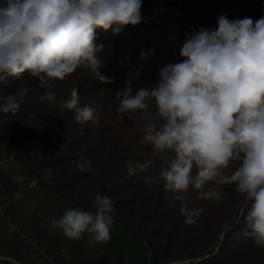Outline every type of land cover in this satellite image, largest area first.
Returning a JSON list of instances; mask_svg holds the SVG:
<instances>
[{
    "label": "clouds",
    "instance_id": "obj_1",
    "mask_svg": "<svg viewBox=\"0 0 264 264\" xmlns=\"http://www.w3.org/2000/svg\"><path fill=\"white\" fill-rule=\"evenodd\" d=\"M143 0H0V84L21 79L26 71L41 88L63 81L78 69H87L102 84L112 79L102 74L96 32L113 35L127 25L142 22ZM218 27L201 28L187 35L179 55L183 59L160 70L156 85L133 91L128 86L115 93L117 115L145 121L143 143L151 145L164 167L146 177L149 184L163 182L172 207L186 224L195 223L203 207H189L187 193L197 200H222L217 186H235L244 196V235L264 246V16L229 20L222 15ZM149 58L142 52L140 59ZM142 68V65H141ZM138 74V73H137ZM25 84L13 93L0 94V113L15 114L30 92ZM39 99L71 111L79 124L97 123L98 110L81 105L79 89L57 100L54 92ZM150 102L155 111H149ZM83 134V131L81 132ZM80 172L93 173L91 160L76 161ZM155 161L129 159L127 174L149 171ZM235 165V167H233ZM51 180L50 169L43 171ZM95 211L67 209L53 229L69 239L86 233L96 242L110 239L115 223L113 201L97 194Z\"/></svg>",
    "mask_w": 264,
    "mask_h": 264
},
{
    "label": "trees",
    "instance_id": "obj_2",
    "mask_svg": "<svg viewBox=\"0 0 264 264\" xmlns=\"http://www.w3.org/2000/svg\"><path fill=\"white\" fill-rule=\"evenodd\" d=\"M236 1L184 0L168 14L153 19L147 9H141L142 22L125 26L119 34L98 29L95 43L104 45L101 72L112 83L102 84L81 68L63 81L50 82L49 88H41L39 80L27 71L19 80L9 78L6 84H0L4 96L24 84L31 89L15 114L0 113V142L20 161L25 175L89 211H95L93 200L97 194L110 197L115 209L112 216L152 253L153 264L188 259L192 264H264V246H256L244 235L245 199L235 186H217L222 193L219 203L214 199L197 200L196 193L189 191V207H203L204 213L195 223L186 224L179 206L172 207L168 199L171 194L164 190L163 182H146V177L158 175L164 165L151 145L142 142L145 121L141 114L131 120L116 113L117 91L128 86L133 91L154 86L165 65L183 59L175 43L152 36L155 29L186 21L195 31H211L217 28L221 11ZM242 1L247 8L245 18L255 21L264 16V0ZM209 3L216 7L206 16ZM220 3L227 4L218 6ZM142 52L149 53V58L141 60ZM73 88L79 89L81 105L97 108V123L79 124L74 112L61 111L58 105L39 99L49 91L57 100L66 99ZM149 111H155L151 102ZM81 158L91 160L93 173L79 171L75 162ZM149 158L155 161L149 171L127 174V160ZM45 169L52 171L51 180H45Z\"/></svg>",
    "mask_w": 264,
    "mask_h": 264
},
{
    "label": "rangeland",
    "instance_id": "obj_3",
    "mask_svg": "<svg viewBox=\"0 0 264 264\" xmlns=\"http://www.w3.org/2000/svg\"><path fill=\"white\" fill-rule=\"evenodd\" d=\"M183 1L178 0L173 7L156 15L149 11L151 19L168 14ZM215 7V4L209 3L206 16ZM229 8L221 11L219 17L224 15L229 20L245 18L247 8L242 0H237ZM6 156L14 157V161L6 162V173H0V264H153L152 253L142 248L137 236L115 219L107 242H96L86 233L82 239H69L59 229H53L51 220L59 219L67 209H88L29 179L20 161L8 153L0 142V162ZM156 263L161 264L160 260ZM168 264H192V260Z\"/></svg>",
    "mask_w": 264,
    "mask_h": 264
},
{
    "label": "crops",
    "instance_id": "obj_4",
    "mask_svg": "<svg viewBox=\"0 0 264 264\" xmlns=\"http://www.w3.org/2000/svg\"><path fill=\"white\" fill-rule=\"evenodd\" d=\"M177 1L178 0H143L142 9H147L152 14L156 15L173 7ZM228 11H230V8ZM159 30L162 32L161 34L158 32ZM194 31L195 29L190 23L182 21L168 27L157 28L152 33V36L164 41H171L181 48L185 42L186 36Z\"/></svg>",
    "mask_w": 264,
    "mask_h": 264
},
{
    "label": "built area",
    "instance_id": "obj_5",
    "mask_svg": "<svg viewBox=\"0 0 264 264\" xmlns=\"http://www.w3.org/2000/svg\"><path fill=\"white\" fill-rule=\"evenodd\" d=\"M2 159H4V160H2V162H0V173L1 172L2 173H6L7 168H8L6 162H8V161H14V157H12V156H6L5 158H2ZM1 186H2V183L0 181V187ZM1 206H2V201H0V209L2 208Z\"/></svg>",
    "mask_w": 264,
    "mask_h": 264
}]
</instances>
